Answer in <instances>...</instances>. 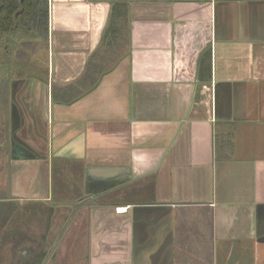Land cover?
Returning <instances> with one entry per match:
<instances>
[{"label":"crops","instance_id":"0c3cea01","mask_svg":"<svg viewBox=\"0 0 264 264\" xmlns=\"http://www.w3.org/2000/svg\"><path fill=\"white\" fill-rule=\"evenodd\" d=\"M48 11L2 33L0 264H264V0Z\"/></svg>","mask_w":264,"mask_h":264},{"label":"trees","instance_id":"16d2710c","mask_svg":"<svg viewBox=\"0 0 264 264\" xmlns=\"http://www.w3.org/2000/svg\"><path fill=\"white\" fill-rule=\"evenodd\" d=\"M48 19V0H0V65L10 61L21 62V58H10L9 43H4L3 31L15 32L17 29L33 27L46 35ZM4 86L7 87V83Z\"/></svg>","mask_w":264,"mask_h":264},{"label":"rangeland","instance_id":"374dc122","mask_svg":"<svg viewBox=\"0 0 264 264\" xmlns=\"http://www.w3.org/2000/svg\"><path fill=\"white\" fill-rule=\"evenodd\" d=\"M21 61V60H20ZM1 193V192H0ZM9 255H10V253H9ZM60 256H61V252H60ZM59 260V259H58ZM56 264H62V263H60V260L56 263ZM81 264V263H80Z\"/></svg>","mask_w":264,"mask_h":264}]
</instances>
